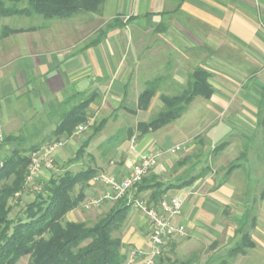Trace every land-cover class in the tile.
Returning a JSON list of instances; mask_svg holds the SVG:
<instances>
[{"label":"crops","instance_id":"crops-1","mask_svg":"<svg viewBox=\"0 0 264 264\" xmlns=\"http://www.w3.org/2000/svg\"><path fill=\"white\" fill-rule=\"evenodd\" d=\"M113 1L115 15L125 20L123 26L107 31L115 17L103 18L102 10L89 13L85 21L60 19L72 21L71 27L65 21L13 26L9 21L17 15L0 16V137L16 135L38 116L49 115L51 103L71 92H95L101 110L110 116L122 107L139 112L144 91L140 88L159 79L150 110L157 100L163 105L161 95L181 94L189 73L201 67L211 74L210 99L196 97L168 127L120 140L115 146L108 141L119 127L113 118L104 117L106 124L81 157L86 156L97 173L123 177L142 156L182 146L176 154H164L150 173L166 185L185 184L165 194L184 199L182 213L173 223L184 226L186 233L171 243L184 236L189 243L202 240L206 245L240 240L237 232L252 211L256 224L250 249L264 253V125L259 124L264 95V0ZM102 32L106 33L103 39L91 45ZM163 86L173 91L161 92ZM112 128L110 136L104 134ZM91 134L76 130L53 140L63 142L51 153L55 167L78 162L77 152ZM211 149L219 152L213 159L218 164L229 160L238 167L224 177L209 169ZM54 172L42 169L39 180L45 184L56 176ZM102 191V186L90 181L85 200ZM152 192L140 196L148 200ZM80 207L67 214V221L82 219ZM108 209L105 205L101 211L105 215ZM124 229L127 238L121 254L127 256L126 244L144 245L150 230L145 215L132 206Z\"/></svg>","mask_w":264,"mask_h":264},{"label":"trees","instance_id":"trees-1","mask_svg":"<svg viewBox=\"0 0 264 264\" xmlns=\"http://www.w3.org/2000/svg\"><path fill=\"white\" fill-rule=\"evenodd\" d=\"M22 2H26L27 6L17 7V4ZM105 2L106 0H0V16L37 15L47 20L68 19L81 13H98ZM121 26L123 22L113 20L107 25L106 31ZM11 31L7 30V32ZM105 34L102 32L91 45L98 44ZM210 76L208 71L197 67L189 73L187 88L181 94L161 95L162 110L148 122H140L137 125L136 130L139 134L142 136L156 132L174 123L186 113L196 97L210 99L213 94V88L209 83ZM158 84L159 79L147 83V87L139 96V110L149 109L151 100L158 90ZM96 98L95 92L87 96L85 92H74L59 104V108L51 103L49 117L60 119L52 135L56 137H61L63 134L72 135L77 126L87 121L86 110ZM105 124L106 120H103L94 127L91 136L81 145L75 159H79L85 153L88 143ZM259 124L264 125V95L259 110ZM132 135L133 132H130L129 138ZM119 136L120 134L111 138L108 144L119 143ZM26 139L24 135H8L0 141V149L10 144L23 145ZM40 149V145H32L28 150L22 151L19 146H15L8 156L4 157L0 154V163H3L0 167V183H4L0 189V264H17L26 256L30 257L29 264H124L126 256L121 254L122 239L112 235L121 231L128 219L132 206L128 199L123 198L114 203L109 212L93 224L65 221L67 214L80 207L85 201L84 189L97 174V171L91 167L78 173L65 170L62 174L52 177L44 184L43 191L38 194L37 199L26 205L24 219L16 220L10 217L12 210L10 200L24 189L32 155ZM236 167L238 165L232 164L226 176ZM12 177V183L5 184ZM184 185L177 187L166 185L149 174L136 186L134 196L152 190L147 202L156 206L165 197L167 190ZM77 186L81 188L75 195ZM255 224L256 216L251 211L247 216V222L237 232L241 235V239L230 248L229 257L244 255L247 249L254 247L251 231ZM213 246L216 247V244ZM195 260L194 256L186 261L161 256L157 264H194ZM220 264H229V262L223 259Z\"/></svg>","mask_w":264,"mask_h":264},{"label":"rangeland","instance_id":"rangeland-1","mask_svg":"<svg viewBox=\"0 0 264 264\" xmlns=\"http://www.w3.org/2000/svg\"><path fill=\"white\" fill-rule=\"evenodd\" d=\"M112 2L114 1L106 0L105 4L102 6V9H101L102 13L103 11H105L103 18L107 19L112 15L115 17L113 20H118L120 22H123V20H125L124 18H121L115 15V6ZM8 6H12V5L8 4ZM26 6H27L26 2L17 4V7L19 8H24ZM88 14L89 13L77 14L73 16L72 18L78 17V19L85 21L86 16L91 15V14L89 15ZM128 20L130 19H126V21ZM64 21L66 22L65 24H67L65 25L66 27H71V25L73 24V22L70 20L69 21L60 20V19L47 20L37 15L36 16H17L13 19V21H9V24L13 26H21V27H40L43 25L51 26L53 25L54 22H64ZM145 88L146 86H142V88H140V91H143ZM172 91L173 90H171V88L168 86L166 87L163 86L161 89V92H164V93H171ZM91 93L92 92H86L85 95L87 96ZM73 94L74 92H71L67 94L62 101L54 102L53 103L54 107L59 108V104L65 101L69 96ZM91 106L86 110L87 121L79 125V126L87 125V131L83 132L84 136H87L88 134L92 133V131L94 130V127H96L100 123V121L103 120L104 117H109V119L113 118L114 121L116 122L115 126L119 127V131H117L112 137L115 138V136L120 134L119 136L120 140L127 139V138L128 140H130L133 137L137 138L139 135V132L136 130L137 125L140 122H148L152 117L158 114L163 108V105H161V103H159V101L157 100V102L153 104L151 109L146 112H143V111L138 112V110L131 109L132 106H130L129 108L127 107L126 109L122 107V109H120L117 112V114L113 113L110 116V113H107L106 111L101 110L98 98L95 99V101L91 104ZM97 114L100 119H96ZM59 122H60L59 117L50 118L49 115L47 114L38 116L36 120H34V122L29 124L27 127L23 128L20 133L16 134L17 136L24 135L27 138L25 143H23V145H13V144L5 145L4 147H2V149H0V154L4 157L8 156L11 153L12 149L15 148V146H19L20 150L23 151V150H28V148H30V146L32 145H40V147H42L45 144L49 143L50 141L57 140V139L60 140L61 137H56L52 135L55 125L58 124ZM77 127L75 128V131ZM162 129L156 131V133L161 131ZM113 131H114V128L106 130L104 134L110 136L111 135L110 132L112 133ZM130 132H133V135H132V138L129 139ZM5 137L6 136H2L0 138V141H2ZM114 146L112 145L111 147L113 148ZM217 153L219 152L214 151V150L212 151L211 149L210 158L207 159V165L209 169L211 168L215 172L217 171L221 176L224 177L229 167L232 165V161L228 160L227 164L225 163V165H223L222 163L218 164L217 161L213 160L215 156L217 155ZM90 164H91V161L86 156L81 157L78 159V162L74 164L69 163L68 165L66 164L64 166L55 167L54 175L62 174L66 169L72 173H78L82 170L89 168V166H91ZM39 179L40 177H38L32 183L26 184V186L24 185V189L22 190L20 195L17 196L16 195L17 193H16L14 198L10 200V203L12 206L10 217L12 219L17 220L19 218H23V219L25 218L24 210H25L26 205H28L29 203L37 199L38 194H40L43 191L44 181H40ZM12 181H13V177L9 179L7 182H5V184L10 185ZM3 185L4 183H0V189L3 187ZM80 188H81L80 186H77L75 188V191H74L75 195L79 192ZM140 197H143L144 199H146V197L144 196H140ZM84 202L82 203V206L80 207V210H81L80 215L82 216L81 217L82 219H79V220L75 219V220L77 222H81L82 220H84L83 222H88L89 224H93L97 222L99 219H101L107 214L106 213L104 215V213L101 211L102 207L106 205L107 208L111 209L112 206L114 205V203H107V204L105 203L97 209H86L83 206ZM67 220H69V217L66 216L65 221ZM125 224L122 227L121 231L114 232L112 236L119 237L122 239V241L125 235H126L125 238H127V234L124 229ZM146 237H147L146 243L144 245L139 246L136 243H128L126 244L127 249L128 248L129 250L131 248L147 249L149 247L150 233H147ZM238 240H239V237L232 238V240L227 241V242H225V240L222 239L220 241L215 242L216 247H214L213 246L214 243L211 245H206L202 243V240L194 242V243H189V237L184 236L181 240L177 241L174 244L171 243L172 241L169 242L163 249L161 256L163 258L170 257L172 259H178L180 261H186L191 256H194L196 258L194 264H220V262L223 259H227L229 264H264V253L255 252L252 249H247L246 254L244 255L239 254L235 257H229L228 251L230 250V248L234 246V244ZM122 245L124 244L122 243ZM29 261H30V257L26 256V257L21 258L17 264H29ZM157 263H158V260L156 264ZM124 264H127V263L125 262ZM136 264H144V263L142 261H139Z\"/></svg>","mask_w":264,"mask_h":264},{"label":"built area","instance_id":"built-area-1","mask_svg":"<svg viewBox=\"0 0 264 264\" xmlns=\"http://www.w3.org/2000/svg\"><path fill=\"white\" fill-rule=\"evenodd\" d=\"M85 129H87V125H81L76 130L82 133ZM62 145V141H53L45 144L38 152L32 155V163L25 186L35 181L42 169H55L51 153ZM180 150H182V146L179 145L168 150H157L144 155L135 163L131 171L123 177L108 172H100L92 179L95 184L102 186L103 191L101 194L85 200L83 206L86 209H97L105 203H116L126 198L132 204V207L142 212L147 219L150 230L149 247L147 249L131 248L126 256L127 264H136L139 261H142L144 264H156L165 246L175 236H183L186 233L184 226L173 223L174 218L180 216L182 213L183 198L165 196L155 206L149 205L143 197L134 196L136 186L157 167L162 156L166 153L176 154ZM38 153L40 154L37 155ZM2 165L3 163H0V167ZM20 193L16 195L19 196Z\"/></svg>","mask_w":264,"mask_h":264}]
</instances>
